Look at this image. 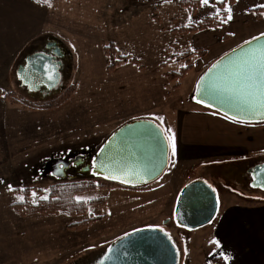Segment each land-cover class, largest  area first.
<instances>
[{
  "label": "rangeland",
  "instance_id": "374dc122",
  "mask_svg": "<svg viewBox=\"0 0 264 264\" xmlns=\"http://www.w3.org/2000/svg\"><path fill=\"white\" fill-rule=\"evenodd\" d=\"M179 1L50 0L52 6L48 7L35 0H0L1 21L11 19L20 27L29 20L31 26L44 31L23 50L11 74V61L0 60V67L5 64L2 66L5 71L0 74V89L35 102L55 99L70 87L76 89L72 100L57 109L27 108L31 116L24 125L19 122L18 126L27 128L29 134L16 133L22 129L15 126L13 137L0 141V262L93 264L127 234L140 229L163 228L179 249V264H205L208 256L214 254L208 247L209 226L192 231L178 226L174 219L182 190L191 182H206L215 189L219 210L235 200L264 202V189L251 188L250 172L254 166L222 162L181 170L175 167L173 160L164 174L145 189L99 188L77 196L89 202L104 199L100 204H89L84 214L23 216L12 207L26 200L24 190L29 191L28 200L37 204L44 200L42 197H49L50 187L57 180L70 182L81 178L84 174L74 170L67 172V169L63 176L52 175L54 161L71 154L74 157L70 159H74L97 153L125 123L150 120L162 128V122H169L175 109L203 105L195 101L194 87L209 67L199 74H186L173 81L166 75L171 71L180 72L187 63L177 57L195 48L194 34L167 32L161 27L196 24L197 18ZM209 12L212 10L204 5L198 18ZM48 34L57 37L50 45L60 44L68 53L71 66L67 75L61 77V83L51 90L52 95H33L22 82L18 69L28 55L45 45ZM111 43L116 46L117 54L135 57L139 64L125 61L109 71L111 60L105 48ZM169 59L172 61L163 68L160 63ZM123 79L124 85L121 84ZM118 95H122L120 106L123 104L124 108L116 106ZM155 117H161L162 122ZM20 120L23 119L20 117ZM151 191L153 194L149 193ZM53 222L55 228L51 226ZM82 223L88 224L76 226ZM53 245L59 256L54 261L50 251Z\"/></svg>",
  "mask_w": 264,
  "mask_h": 264
},
{
  "label": "crops",
  "instance_id": "0c3cea01",
  "mask_svg": "<svg viewBox=\"0 0 264 264\" xmlns=\"http://www.w3.org/2000/svg\"><path fill=\"white\" fill-rule=\"evenodd\" d=\"M226 3L233 9V19L228 21L225 27L189 33L195 35L196 41L194 54L190 58L193 69L187 74H199L222 56L245 44V41L252 40L264 33V16L256 18L253 12V10L261 8L259 5L264 4V0H226ZM219 5L216 4L215 0L209 1L207 8H210L212 12L198 18L204 6L200 0V5L193 14L197 18L195 23L206 17L216 16L217 10L220 11V14L225 12V5L223 8ZM263 14L264 12H262ZM161 27L163 31L166 30L172 33H175L173 32L174 29L180 28L175 26L166 28L163 25ZM43 32L39 31L37 26H31L29 20L25 25L17 27L11 19L2 21L0 19V60L8 59L11 61L9 74L13 71L12 68L19 60L18 58L23 50ZM55 40H57V37L48 34L45 37L44 44ZM198 49L205 50L206 56L203 57L197 53ZM25 60L27 61V58ZM167 61L160 63L163 68H166L172 59ZM2 66L0 67V74L5 71ZM128 66L132 68L134 65ZM166 73L164 72V74ZM197 83L198 81L196 85ZM121 84H125L124 79ZM29 91L33 92L30 89ZM117 94H120V91ZM120 97L122 99V95H118L117 108L123 106V104L120 106ZM30 114L31 111L27 108L13 105L9 101L0 98V141L12 138L15 133L14 130L20 128L22 131L16 133L29 134L27 128L18 125H20L19 122L24 125V121L29 120ZM20 117L23 119L22 121ZM225 117L204 105L175 109L169 118V122H162L163 130H169L165 133L166 136L175 133L176 155H172L170 142L168 141L170 147L169 163L174 160L175 167L181 170L207 163L233 162L251 166L264 163V123H234L231 119ZM153 192L149 193L153 194ZM29 217L33 218V216ZM46 218L50 219L49 217ZM33 223L35 222L33 221ZM51 226L55 228V223L53 222ZM207 226H209V233L211 234L208 247H211L214 254L208 256V261L205 264H209L212 257L223 259L225 255L229 256L230 260L226 262L223 259L224 264H264V202L235 200L227 205L225 209L219 210L216 218ZM58 228L60 229V227ZM60 239L61 233L59 232L58 242ZM213 241H219L220 247L214 244ZM54 242L56 243V239H54ZM55 246L50 247V251L54 254L53 261L56 257L57 259L59 257L56 256ZM0 264L5 263L0 262Z\"/></svg>",
  "mask_w": 264,
  "mask_h": 264
},
{
  "label": "water",
  "instance_id": "95a60500",
  "mask_svg": "<svg viewBox=\"0 0 264 264\" xmlns=\"http://www.w3.org/2000/svg\"><path fill=\"white\" fill-rule=\"evenodd\" d=\"M253 40V45L257 42ZM264 43V39L260 41ZM245 47L247 45L243 44ZM240 46L213 64L222 60H227L230 54H234L235 50ZM61 49H57V54L60 55ZM212 64V65H213ZM212 65L205 71V73L198 80L200 83ZM45 66H55L56 78L55 83L49 81L44 72ZM18 73L22 82L28 85L31 91L39 90L41 85H47L49 89L56 88L61 83L60 62L50 54L45 52H35L27 57L26 66L21 65ZM197 85L195 88L194 99L200 100L201 103L210 107L214 111L226 116L238 115V113L226 102L215 97L197 94ZM260 123V122H253ZM162 128L150 120H134L125 123L118 128L100 147L97 153L92 156L87 162L84 172H90L92 176L103 178L104 174L93 175L96 169L91 168V161L99 159L102 155L101 149L104 152H110L115 156L114 164L121 162V158H126L127 162L138 166L141 169H149L144 174L143 180L133 178L131 183H121L119 180H110L129 187H143L148 186L154 181L158 180L166 171L170 161V147L168 140L165 138L166 134L162 132ZM88 152V151H87ZM74 155H67L65 159L54 161L53 167L59 169L58 172L65 175V170L69 167ZM85 156L80 155L74 164L80 166L85 162ZM52 164V163H51ZM64 164L65 167L61 169L59 166ZM54 169V170H55ZM91 169V170H90ZM264 163L254 166L251 170L252 177L256 180L251 181V188L257 181H264ZM57 171V170H56ZM58 174V173H57ZM63 176V175H62ZM104 179V178H103ZM202 180H197L189 183L180 193L174 212V219L178 226L188 230H198L203 228L216 218L219 212V199L212 187ZM262 188V187H261ZM264 189V188H263ZM142 231H133L126 236L118 239L108 249H112L111 258L105 260L109 255L106 250L103 255L93 264H179L180 256L176 246L168 239L164 233L159 231H152V229H140Z\"/></svg>",
  "mask_w": 264,
  "mask_h": 264
},
{
  "label": "snow or ice",
  "instance_id": "6c2138e0",
  "mask_svg": "<svg viewBox=\"0 0 264 264\" xmlns=\"http://www.w3.org/2000/svg\"><path fill=\"white\" fill-rule=\"evenodd\" d=\"M35 2L37 4L46 3L48 7L52 6L50 0H35ZM215 2L216 4L225 5L226 19L220 15L219 10L216 12L220 22L227 23L231 21L233 19L232 7L226 3V0H215ZM201 3L202 5H209V0H201ZM259 7L264 8V4L259 5ZM253 39L257 42L255 45H253V40L245 41L247 47L241 45L239 49L235 50L234 54H230L227 60L213 64L197 85V94L221 99L238 113V115L230 117L226 114L225 118L231 119L234 123H264V43H260L264 39V33ZM44 72L47 79L55 83L57 75L55 66H45ZM21 79H24V77H21ZM197 103H201V101L197 100ZM154 119H159L162 122L161 117H155ZM168 131L167 129L162 130L163 133ZM165 138L170 142L172 155L175 156V133H171ZM101 153L102 155L99 159L91 161V168L97 170L93 171V175H97L98 172L100 174L107 173L103 176L106 180H119L121 183H131L133 178L143 180L145 172L149 171V169H141L128 163L126 158H121L120 163L114 164L115 156L112 153L104 152L103 149H101ZM59 167L63 169L65 165L61 164ZM252 178L256 180L255 176ZM208 187L211 188L212 186L208 185ZM253 187L264 188V181H257L253 184ZM9 190H12L11 185H9ZM212 190L215 191V189ZM32 196L35 198L36 193L33 192ZM42 199L47 200L48 197L44 196ZM33 202H35V199ZM76 202L88 203L89 200L77 197ZM152 231L162 232L169 240L172 239L167 232H164L163 228L152 229ZM213 243L220 247L219 241H213ZM177 251L179 252V249ZM112 252V249H108L109 255L105 257V260L111 258ZM223 259L227 262L230 257L225 255ZM101 264H103V261Z\"/></svg>",
  "mask_w": 264,
  "mask_h": 264
},
{
  "label": "trees",
  "instance_id": "16d2710c",
  "mask_svg": "<svg viewBox=\"0 0 264 264\" xmlns=\"http://www.w3.org/2000/svg\"><path fill=\"white\" fill-rule=\"evenodd\" d=\"M180 5L184 8H187L191 14H194L199 5L200 0H180ZM223 8V4L219 5ZM255 13L256 18H262V12H264L263 8H258L253 10ZM225 19L227 18V14L222 12L220 14ZM227 23H221L219 18L216 16L206 17L202 19L200 22L193 24L187 27H180L174 30V32L180 33H187V32H200L207 29H214V28H222L225 27ZM116 46L111 43L105 48V54L111 60V64L108 66L109 71H113L115 68L120 66L125 61H130L133 64H139V61L135 57H128V56H120L117 54ZM201 56H206V51L203 49H198L196 51ZM194 52L185 53L179 55L177 59L185 60L186 66L182 68L180 72L171 71L167 73V78L171 81L182 79L186 76V74L193 69V64L191 62V57L193 56ZM76 89L74 87H70L65 90L59 97L55 99H47V100H40V101H29L24 99L23 97H19L14 92H8L0 89V98L10 101L13 105H21L25 108L31 110H53L61 107L66 102H68L73 94L75 93ZM262 124V123H256ZM94 180H98V182H93ZM60 182V183H58ZM97 185H99L97 187ZM149 186V185H148ZM148 186L143 187H129L123 184L113 182L110 180H106L103 178L97 177H81L79 179H73L70 182H64L61 180H57L55 184L50 187L49 197L47 200H41L37 204L31 203L29 198V191L24 190L22 193L26 196V200L24 202L15 203L12 205L14 211L17 213L26 216V215H35V214H44V215H56L58 213H66L69 215H76V214H84L89 204H100L104 202V199H96L91 200L88 203H77L76 198L77 196L95 191L96 189H109L113 187L117 188H128L132 190L137 189H145ZM16 191H20L19 189H15ZM88 223H82L81 225H76L78 227H83ZM75 226V227H76ZM209 264H224L223 259L220 257H212L209 261Z\"/></svg>",
  "mask_w": 264,
  "mask_h": 264
},
{
  "label": "flooded vegetation",
  "instance_id": "af4514ba",
  "mask_svg": "<svg viewBox=\"0 0 264 264\" xmlns=\"http://www.w3.org/2000/svg\"><path fill=\"white\" fill-rule=\"evenodd\" d=\"M57 49H61L60 50V52H61L60 55L57 54ZM35 51L36 52H45L47 54H50V55L54 56L56 58V60L58 62H60V73H61V77L67 75V72L69 71L70 66H71V64H70V58H69L68 53L61 48V45L60 44L56 43L55 45H50V43H45V45L42 48H39V49L37 48ZM26 63H27V61L25 60L24 66H26ZM61 88H63V86ZM51 92H52L51 89H49L47 85H41L40 88H39V90L33 91L31 93L33 95L34 94H39V95H47V96H50V95H52ZM95 154H92V152H90L87 155H85V159H84L85 162L83 164H81L80 166H76L74 164V162H73L78 157H75L74 159H71L70 161H72V162L69 165V167L67 168V172L68 171H71V170H74L75 173L77 172L78 174H84L82 177L92 176V174L90 172H84V168H85L87 162H89L91 160V158H88V156L89 155L94 156ZM58 170L59 169L56 167V169L51 174L54 175V173L55 174L58 173V174L63 175V173L58 172ZM250 175L252 177L251 172H250Z\"/></svg>",
  "mask_w": 264,
  "mask_h": 264
}]
</instances>
